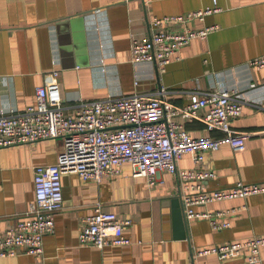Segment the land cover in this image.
I'll return each mask as SVG.
<instances>
[{
    "label": "crops",
    "instance_id": "obj_1",
    "mask_svg": "<svg viewBox=\"0 0 264 264\" xmlns=\"http://www.w3.org/2000/svg\"><path fill=\"white\" fill-rule=\"evenodd\" d=\"M215 1L217 11L189 26L216 28L183 45L159 71L153 62L131 61V40L148 35L154 15L212 7L214 0H0V113L35 103L36 88L53 69L59 72L67 110L110 96L154 95L161 87L177 106L186 105L192 93L236 89L245 100L230 124L247 134L244 147L222 143L205 150L200 166L215 176L202 185L215 189L237 180L264 181V67L248 63L264 53V0ZM174 120L193 137L224 135L196 118L176 115ZM62 147L60 138H48L0 148V234L26 217L35 200V167L55 162ZM176 164L194 167L193 154H183ZM61 183L63 205L55 213L54 230L43 236V254L19 253L0 258V264H264V247L256 262L246 259V249L225 259L195 255L201 247L264 235V193L197 206L201 211L237 208L224 216L229 226L215 230L205 218L185 217V227L177 225L178 179L166 170L157 172L153 184L134 176L128 163L119 174L99 181L63 173ZM97 202L131 220L123 229L129 244L98 248L79 243L82 221Z\"/></svg>",
    "mask_w": 264,
    "mask_h": 264
},
{
    "label": "built area",
    "instance_id": "obj_2",
    "mask_svg": "<svg viewBox=\"0 0 264 264\" xmlns=\"http://www.w3.org/2000/svg\"><path fill=\"white\" fill-rule=\"evenodd\" d=\"M215 2L212 7L152 16L148 21V35L130 42L131 61L153 62L163 71L183 45L195 38H204L216 28L215 25L189 26L191 21H202L207 14L217 11ZM248 63L264 67V53L249 59ZM58 75L56 69L44 75L43 83L36 88L35 103L24 110L0 113V148L48 138H60L63 145L55 162L35 167V200L26 217L0 234V258L19 253L43 254V236L54 230L55 213L63 205L61 175L67 172L77 173L83 180L99 181L119 174L121 166L128 163L134 176L146 177L153 184L157 181V172L166 170L178 179L185 217L205 218L215 230L228 227L230 222L224 216L237 208L201 211L197 206L264 193V181L237 180L215 189H205L202 185L215 176L213 170L200 166L205 150H215L222 143H228L233 149L244 147L247 134L234 130L230 124L242 113L243 92L222 88L203 96L192 93L186 105L177 106L165 98L161 87L154 95L110 96L82 102L74 110H67L62 104ZM201 108L205 110L199 114ZM176 115L199 119L208 130H220L224 135L193 137L174 120ZM185 153L193 154L194 167H177V160ZM130 223L129 218H119L115 212L103 210L97 202L92 213L82 221L78 241L98 248L129 244L131 240L123 234V229ZM262 247L264 235H252L198 248L195 255L216 254L225 259L240 256L246 249V259L256 262Z\"/></svg>",
    "mask_w": 264,
    "mask_h": 264
},
{
    "label": "water",
    "instance_id": "obj_3",
    "mask_svg": "<svg viewBox=\"0 0 264 264\" xmlns=\"http://www.w3.org/2000/svg\"><path fill=\"white\" fill-rule=\"evenodd\" d=\"M178 203H179L180 211H177L176 217H175L176 221H177V225L180 226V224H182L185 227L186 218H185V215H184L183 206H182V204H180L181 203L180 194L178 196Z\"/></svg>",
    "mask_w": 264,
    "mask_h": 264
}]
</instances>
